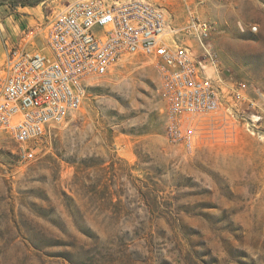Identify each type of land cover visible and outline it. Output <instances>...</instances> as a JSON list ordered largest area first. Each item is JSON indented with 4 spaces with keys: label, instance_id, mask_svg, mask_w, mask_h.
Segmentation results:
<instances>
[{
    "label": "rangeland",
    "instance_id": "obj_1",
    "mask_svg": "<svg viewBox=\"0 0 264 264\" xmlns=\"http://www.w3.org/2000/svg\"><path fill=\"white\" fill-rule=\"evenodd\" d=\"M14 1L0 0L4 50L38 26L28 47L48 53V23L73 0ZM150 1L176 25L214 23L211 75L244 82L246 100L199 116L188 151L167 138L156 60L126 54L86 78L34 159L0 129V264H264V0Z\"/></svg>",
    "mask_w": 264,
    "mask_h": 264
},
{
    "label": "built area",
    "instance_id": "obj_2",
    "mask_svg": "<svg viewBox=\"0 0 264 264\" xmlns=\"http://www.w3.org/2000/svg\"><path fill=\"white\" fill-rule=\"evenodd\" d=\"M214 28L199 17L176 25L150 0H73L48 23V53L28 47L38 26L15 42L4 39L0 129L18 142L22 161L34 159L43 137L80 107L88 76L108 72L126 54H144L156 60L161 75L168 140L193 151L202 136L199 116L218 111L226 97L246 100L244 82L229 86L211 75L218 68L208 42ZM186 38L198 41L199 54Z\"/></svg>",
    "mask_w": 264,
    "mask_h": 264
},
{
    "label": "crops",
    "instance_id": "obj_3",
    "mask_svg": "<svg viewBox=\"0 0 264 264\" xmlns=\"http://www.w3.org/2000/svg\"><path fill=\"white\" fill-rule=\"evenodd\" d=\"M26 7V6H25ZM15 30H16V27H15ZM12 33L13 32H11L10 33V35H12ZM16 33H17V31H16ZM16 33H13V34H16ZM1 35L4 37V33H3V31H2V29H0V37H1ZM13 36H15V35H13ZM4 45H3V43H2V41H1V38H0V61H2L3 60V53H4V55H5V50H4V47H3Z\"/></svg>",
    "mask_w": 264,
    "mask_h": 264
},
{
    "label": "trees",
    "instance_id": "obj_4",
    "mask_svg": "<svg viewBox=\"0 0 264 264\" xmlns=\"http://www.w3.org/2000/svg\"><path fill=\"white\" fill-rule=\"evenodd\" d=\"M18 5H21V6H28V5H33V3L32 2H30V1H27V0H15L14 1V4H13V6H18Z\"/></svg>",
    "mask_w": 264,
    "mask_h": 264
},
{
    "label": "bare ground",
    "instance_id": "obj_5",
    "mask_svg": "<svg viewBox=\"0 0 264 264\" xmlns=\"http://www.w3.org/2000/svg\"><path fill=\"white\" fill-rule=\"evenodd\" d=\"M19 155H20V158H22V148H20Z\"/></svg>",
    "mask_w": 264,
    "mask_h": 264
}]
</instances>
